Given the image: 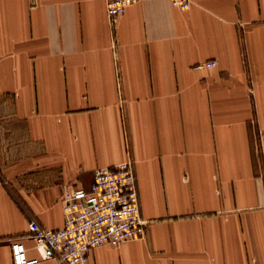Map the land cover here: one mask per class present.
<instances>
[{"label": "crops", "instance_id": "crops-1", "mask_svg": "<svg viewBox=\"0 0 264 264\" xmlns=\"http://www.w3.org/2000/svg\"><path fill=\"white\" fill-rule=\"evenodd\" d=\"M5 115L0 264L127 159L144 233L89 264H264V0H139L114 25L103 0H0Z\"/></svg>", "mask_w": 264, "mask_h": 264}, {"label": "built area", "instance_id": "built-area-1", "mask_svg": "<svg viewBox=\"0 0 264 264\" xmlns=\"http://www.w3.org/2000/svg\"><path fill=\"white\" fill-rule=\"evenodd\" d=\"M108 21L114 25L125 8L139 0H103ZM187 9L190 0H170ZM213 59L202 66L211 67ZM63 224L42 226L34 218L27 223L28 236L37 255L29 256L21 239L10 242L12 264H35L56 259L62 264H89V252L99 246H116L140 237L145 221L140 217L136 177L130 159L94 170L87 189L75 188L62 195Z\"/></svg>", "mask_w": 264, "mask_h": 264}, {"label": "rangeland", "instance_id": "rangeland-1", "mask_svg": "<svg viewBox=\"0 0 264 264\" xmlns=\"http://www.w3.org/2000/svg\"><path fill=\"white\" fill-rule=\"evenodd\" d=\"M8 105L5 106V112L7 114V111H8ZM12 118L8 115H5L4 117L0 118V123H4V124H8V123H11L12 122ZM13 137L12 135V131L11 130H4V131H1L0 132V138L1 139H5L6 141L7 140H11ZM10 144V142H9ZM3 149H4V146H3Z\"/></svg>", "mask_w": 264, "mask_h": 264}]
</instances>
